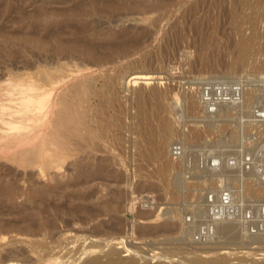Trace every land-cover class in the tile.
Masks as SVG:
<instances>
[{"label": "rangeland", "instance_id": "obj_1", "mask_svg": "<svg viewBox=\"0 0 264 264\" xmlns=\"http://www.w3.org/2000/svg\"><path fill=\"white\" fill-rule=\"evenodd\" d=\"M56 36L102 53L98 65L82 62L84 79L94 76L86 112L98 145H72L84 129L65 121L69 140L47 149L57 160L24 165L0 151V218L16 227L0 232V255L68 264L83 250L104 257L114 248L136 264H187L189 249L220 247L232 264H264V0H0L3 117L20 106L12 90L33 83ZM241 37L250 42L242 62ZM57 61L78 75L75 58ZM151 86L162 92L150 95ZM139 101L158 106L151 125L159 115L170 125L169 169L138 135ZM28 112L17 121L25 136L34 133ZM25 224L41 230H17Z\"/></svg>", "mask_w": 264, "mask_h": 264}, {"label": "bare ground", "instance_id": "obj_2", "mask_svg": "<svg viewBox=\"0 0 264 264\" xmlns=\"http://www.w3.org/2000/svg\"><path fill=\"white\" fill-rule=\"evenodd\" d=\"M76 7H78V6H76ZM91 7L93 10H97V9L101 10V8H100L101 6H98V5H92ZM43 8H45V7H43ZM70 8H72V6ZM79 9H81V8H79ZM79 9L75 8L74 11L79 13L78 12ZM49 10H50V8H49ZM52 10H53V8H52ZM64 11H65V9H64ZM87 11H89V9ZM37 14H38V12H37ZM40 18H41V16H40ZM63 26H61V27H63ZM50 29L52 30L53 28L50 27ZM59 29H60V27H59ZM60 32L61 31H59L58 34ZM65 32H66V30H65ZM67 32H69V31L67 30ZM47 33H45V34H47ZM51 33L52 32H50L49 34H51ZM56 33H57V30H56ZM41 36L43 37V35H41ZM41 36H39V37H41ZM45 37H47V35ZM52 38H53V36H52ZM62 38H63V36H62ZM125 41H127V40H125ZM55 42H56V44H55L56 46L53 47L52 46L53 43L51 42L52 45H50V46H52L53 48L52 47H51V49L48 48V50L52 51L53 53L50 52L51 54H46V55H48L46 57L47 59L43 60V63H38L37 69L35 72V80L33 81V83L27 84L26 87H24L23 89L15 86L16 87L15 90L14 89L12 90L13 94H15V96L18 100L17 103L20 106L19 107H10V109L8 110L9 111L8 113L10 114L11 118L10 117L5 118V117H3V115L0 114V130L3 131V133L0 132V151L12 150L10 152V154H8V157H9V159H11V160H13L19 164H24V165L33 164L38 159L47 160L48 158H50L53 160H57V158H55L56 155H53V153H51L47 149L51 148L52 146L58 145L59 142L62 141V138H65L64 140H69V137H65L64 134H62V132H60V129L62 128V124L65 121L70 122V124L73 123L76 127H80L82 129H84V133L82 135L83 136L82 140L78 141L76 139L74 142H72V145H74V146L89 145L93 148H97V145H98L97 142L93 139L92 133L90 132L91 121L89 122L90 119L88 118V115L86 112L89 108L88 107L89 102H90V99L92 97V91L90 89V83H94V80H93L94 76L92 77L91 75H88V79L86 76H85L86 79H84V70L86 69V65H84V63H82V62H88L91 65H93V64L98 65V62L102 56V53L99 51L100 49H97V47L94 45V43L83 42L80 40V37L78 40L73 39V38H72V40L70 38L65 40L64 38L61 39L58 36L56 38ZM108 42H110V41H108ZM37 43H38V48L40 50L47 48L44 45V42L37 41ZM115 43H114V45H115ZM249 43H250L249 38H245V37H241L238 41V47L240 49V61L241 62L245 60V56L248 53V50L250 47ZM107 45H108V43H107ZM116 46H117V44H116ZM120 47H125V46L123 45ZM42 56H43V53H42ZM58 58L67 59L68 63L72 58H75L77 60V62H75V64L77 66L76 71L78 72V75L75 77H70V75L67 73L68 71L70 72V70L67 67L68 66L67 62H65V61H64V63H66V67L63 66V65H65L63 62H62L63 67L60 66L61 64H59V66L55 65V64H54L55 66L51 65L54 63V61H55V63L58 62L57 61ZM39 62H42V61H39ZM45 65H47V68L45 67ZM64 67L68 71H66ZM73 71H75V70L73 69ZM140 75H141V73H140ZM140 75H137L135 78L141 79L142 76H140ZM72 76H73V74H72ZM124 81H125V79L123 80V83H124ZM135 81L137 83L139 80H135ZM128 82H129V80L125 81L126 85H130ZM86 85H87V87H89V91L83 90L86 88ZM224 88L225 87H223V89ZM170 89H172V87L169 88V90ZM149 90H150V95H152V96L160 94L162 92V89L158 88L156 86H151ZM169 90H168V92H169ZM218 90H219V88H218ZM105 91H107V90L106 89L101 90V93H104ZM174 92H176V91H174ZM222 92H225V91H222ZM138 96L142 97L141 91L138 92ZM96 98H98V97H96ZM156 98H158V97H156ZM153 104L152 105H151V103L146 104L144 101L143 102L139 101V104L137 105L138 113L140 114V117H141L140 123L138 125V135L141 139H143V141H145V143H147V145L149 147H151V151L153 152L154 155H157L160 157L161 156L165 157L161 161L162 162L161 167L163 169H169L172 165L171 164L172 158H170L169 156L166 157L168 149L166 151L165 135L167 132L170 131L171 128H170L168 121L164 119L165 116L160 117V115H159V117L157 116V118H156V121H157L156 124L154 126L151 125L150 121L152 119V116L155 113H157L156 109H158V106L155 103H153ZM157 104H158V102H157ZM92 106H94V105H92ZM32 109L34 112L31 115L35 120V122H34V133L31 136H25L24 132L18 131L19 125H18L17 121H20L21 119L26 118V117L28 118V116L30 115L28 111H31ZM60 111H63L65 113V115H63ZM105 119H106V117H105ZM100 123H102V122H100ZM115 126L121 127L122 126L121 121L117 119L115 122ZM76 127H75V129H76ZM53 156H55V157H53ZM106 205L107 206L109 205L108 201H107ZM170 216H173L174 218H177V217L179 218L180 213L177 211L173 215L171 214ZM215 217H217V216L215 215ZM236 217H237V215H236ZM214 219L215 218H213V220ZM230 219H232V218H230ZM175 223H176V220H175ZM50 226L52 227L51 224H50ZM12 228L15 229L16 227L15 226L13 227V224L2 221V219L0 218V232H7L8 230H10ZM17 230L24 232V233L35 234L38 231L40 232L41 227H35L31 224H25V225L18 227ZM209 235H211V233ZM253 235H255V234L253 233ZM219 248L220 247L204 249L202 247L201 248L200 247H194L192 249H189L188 251L189 252L191 251L192 255L187 260V261H189L187 264H232L230 262L229 257L223 256L222 254L219 253V251H218ZM92 252H95V251H92ZM119 252L114 248H109L108 251L106 253H104L105 254L104 257H101L100 255L99 256H97V255L96 256H88L87 255L88 257H86L85 256L86 252H85V250H83L77 256H74L68 262V264H78L79 262H80L79 264H136L137 263L136 257L133 254L124 258L123 256L122 257L120 256ZM81 253H83V254L80 255ZM201 253H204L205 255L204 254L202 255ZM210 253L213 254L211 257H210V255H211ZM17 256H18V253L16 251L10 250L5 255L4 254L0 255V261H8L9 262L8 264H14V262H15L14 259H16ZM150 263H152V262H150ZM155 264H168V263L158 262Z\"/></svg>", "mask_w": 264, "mask_h": 264}, {"label": "built area", "instance_id": "obj_3", "mask_svg": "<svg viewBox=\"0 0 264 264\" xmlns=\"http://www.w3.org/2000/svg\"><path fill=\"white\" fill-rule=\"evenodd\" d=\"M216 86H217V85H216ZM206 87H209V86H206ZM225 87H226V86H225ZM211 89H212V88H211ZM213 89H214V88H213ZM213 89H212V90H213ZM211 163H214V162H211ZM224 193H225V192H224Z\"/></svg>", "mask_w": 264, "mask_h": 264}]
</instances>
